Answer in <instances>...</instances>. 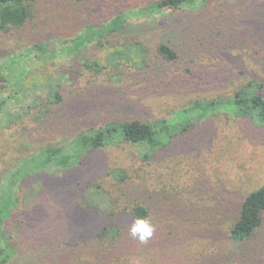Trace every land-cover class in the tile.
Returning <instances> with one entry per match:
<instances>
[{"label": "trees", "instance_id": "16d2710c", "mask_svg": "<svg viewBox=\"0 0 264 264\" xmlns=\"http://www.w3.org/2000/svg\"><path fill=\"white\" fill-rule=\"evenodd\" d=\"M33 3L34 0H0V38L16 34L13 33L15 29L23 30L22 26L32 16ZM205 3L203 0H165L159 2L155 10L146 6L121 11L100 25L87 26L85 32L76 38L61 40L59 48L55 46V41L37 40L15 55L8 64L0 63V90L8 80L7 69L14 63H21L25 56L33 55L42 61L76 56L96 38L118 34L131 19L151 16L157 10L180 9V15L187 19L189 17L193 23L189 25L186 20V29L182 33L186 38L184 44L199 40L197 34L200 32L210 44V49L215 51L229 52L237 47L239 36L247 33L251 26L264 29V10L258 12L257 5L250 4L249 8L246 3L245 9L238 11L240 17L233 16L234 11H229L232 20L240 18L234 27L228 24L212 27L205 18L206 12H201V6ZM238 4L242 3L239 1ZM258 4L264 7V0H258ZM226 19L224 16V23ZM160 24L165 29V35L169 36L170 24ZM162 40L156 49L161 59L168 62L178 60L181 52L177 43L170 38ZM113 57V62L128 59L123 52ZM230 59L238 61L241 63L238 66L242 67V62L250 63L248 60L254 61L256 57L247 59L245 56H232ZM84 61L89 69H94L93 66L97 70L104 68L97 61ZM156 61L154 59L151 62L150 59L149 62L146 51L139 68L145 72L150 68L156 73L160 65ZM247 63L250 71L256 68L253 62ZM246 72L247 69H239V73ZM219 78L226 79V75H220ZM18 79L15 93L24 88L23 78ZM263 86L253 79L229 99L197 100L175 111L174 116L147 121L138 117L142 99H136L134 94H131L132 97L140 103L132 100L128 94L107 103L103 96H96L87 89L66 97L61 85H57L50 92L51 99L47 105L40 100L35 106L38 110L43 108L47 117L41 119L42 114L33 116V122L37 124L35 130L57 136L47 139L37 153L27 154L23 152L25 144H19L17 148L21 147V155L14 165L5 170L4 181H0V233L9 234L5 235L4 245L0 247V264H81L84 258L89 261L83 264H89L90 261L94 264H117L139 245L128 232V225L134 217H151L156 227L149 240L150 248L143 244L148 247L155 261L169 263L175 256L180 257L179 263L183 264H202L199 260L204 264H217V258L208 256L203 260L198 251L208 247L206 244L212 239H218L219 227H202L194 232L188 224L191 221L188 218L190 207L187 204L181 206L175 200L167 201L171 199L170 194L165 193L168 186H173L176 193L189 190L185 186L186 180L182 179L174 153L182 146L181 137L193 125L218 111L225 110L238 115L256 110L264 124ZM147 91L142 89L137 93L145 98ZM15 96L0 95V132L10 124V120L1 115ZM165 100H160L161 104ZM97 106H109V109L111 106L122 110L123 116L134 113L137 118L124 122L112 121L98 128L99 121L95 118L89 120L88 117L90 110ZM81 128L84 130L79 131ZM125 141L132 147L130 152L119 156L111 146ZM6 149L1 145L0 160L7 157ZM54 169L63 171L54 172ZM37 182H40L39 189L34 187ZM89 185L101 194L102 205L92 204L84 196ZM16 187H20L17 194L13 192ZM185 201L194 202L192 198L186 197ZM242 208L245 212L232 231L239 236L249 237L263 220L264 185L247 195ZM178 253L186 256L182 257ZM187 255L193 256V260Z\"/></svg>", "mask_w": 264, "mask_h": 264}, {"label": "rangeland", "instance_id": "374dc122", "mask_svg": "<svg viewBox=\"0 0 264 264\" xmlns=\"http://www.w3.org/2000/svg\"><path fill=\"white\" fill-rule=\"evenodd\" d=\"M162 1L165 0H34L32 16L27 24L22 26L23 30L13 28V33L16 34L0 38V63L8 64L15 55L37 40L55 41V46L59 48L61 40L76 38L91 24L100 25L121 11L146 6L155 10L157 4ZM203 1L209 3L201 6V12H206L205 18L212 27L217 24L236 26L235 22L240 18L232 20L229 11H234L233 16L240 17L238 11L245 9L246 3L249 8L250 4L257 5L258 12L264 10L258 0ZM239 1L242 4H238ZM180 11L157 10L151 16L133 18L123 31L96 38L73 57L42 61L29 55L25 56L21 63L12 64L7 69L8 80L0 90V95L3 96L16 95L1 115L2 118L10 120V124L0 132V147L5 146V152L8 153L4 160H0V181H4L5 170L14 165L21 155V147L17 148L19 144H25L22 146L25 149L23 152L37 153L47 139L55 137L54 133L47 135L39 129L35 130L37 124L33 122V116L42 114L41 119L45 118L44 109L38 110L35 106L40 100L47 105V101L51 99L50 92L57 85H61L66 97L87 89L96 96H103L107 103L117 100L123 94L131 96L135 102L141 98L138 117L147 121L156 117H171L178 109L197 100L229 99L253 79L264 85V29L251 26L247 33L239 36L237 47L229 52L215 51L210 49V44L200 32L197 34L199 40L184 44L186 38L182 33L186 29V20L189 25L193 23L189 17L187 19L181 16ZM252 15L255 16L254 12ZM224 16L227 17L226 23L223 22ZM160 23L170 24L169 36L165 35V29H162ZM165 38L177 43L181 52L178 60L168 62L161 59L156 52L157 44ZM146 51L149 62L150 59L151 62L157 59V65L160 64L157 66L158 72L155 73L150 68L145 72L139 68ZM119 52L125 53L128 59L113 62L112 57H116ZM232 56H245L247 59L256 57L254 61L248 60L253 62L256 68L250 71L246 66L247 62H242V67L238 66L241 63L230 59ZM86 59L97 61L104 68L97 70L93 66L94 69H89L84 64ZM239 69H247V72L239 73ZM220 75H226V79L219 78ZM19 77L23 78L24 88L15 93ZM142 89H148L145 98L137 93ZM131 94H134L136 99ZM164 99L167 100L161 104L160 100ZM31 107L35 108L29 111ZM110 108L97 106L91 109L89 120H98L99 128L112 121L124 122L137 118L134 113L123 116L122 110L113 109L111 106ZM262 128L264 124L256 110L238 115L224 110L193 125L190 131L181 137L182 146H179L174 155L179 171L182 172V179L186 180L185 186L189 190L186 193H176L170 185L165 193L171 196L168 202L175 200L181 206L187 204L190 207L192 214L190 212L188 215L191 219L188 224L194 232L202 227H219L218 239H212V242L206 244L208 247L198 251L203 260L214 256L213 258L219 260L217 264H264V212L262 223L256 231L254 230L253 235L242 237L232 231L245 212L242 205L247 195L264 185ZM83 130L84 128H81L79 131ZM229 144L231 145L228 147ZM111 147L121 156L130 152L132 146L125 141ZM39 185L40 182L34 184L35 189H39ZM20 187H16L13 192L17 194ZM85 195L92 204H103L101 194L95 192L93 186L86 188ZM185 197L192 198L194 202L187 203ZM5 233H0V247L4 245L5 235H9L8 232ZM149 244L150 241L146 245L149 247ZM147 246L139 243L137 249L121 258L117 264H183L179 263L180 257L175 256L169 263L157 262L147 250ZM178 254L186 256L184 253ZM187 257L193 260V256ZM85 261L89 260L84 258L81 264ZM198 262L204 264L203 261ZM89 264L94 263L90 261Z\"/></svg>", "mask_w": 264, "mask_h": 264}, {"label": "clouds", "instance_id": "9594fccd", "mask_svg": "<svg viewBox=\"0 0 264 264\" xmlns=\"http://www.w3.org/2000/svg\"><path fill=\"white\" fill-rule=\"evenodd\" d=\"M156 231L151 217H134L128 225V232L133 240L140 244H147Z\"/></svg>", "mask_w": 264, "mask_h": 264}]
</instances>
